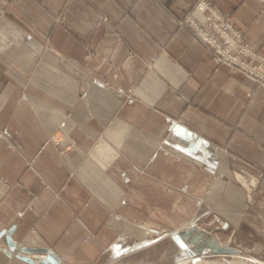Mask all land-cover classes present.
I'll return each mask as SVG.
<instances>
[{
	"label": "crops",
	"instance_id": "1",
	"mask_svg": "<svg viewBox=\"0 0 264 264\" xmlns=\"http://www.w3.org/2000/svg\"><path fill=\"white\" fill-rule=\"evenodd\" d=\"M197 1L0 0V264H28L4 252L11 228L17 246L93 264L199 207L264 248V87L178 27ZM206 1L264 39L263 1ZM52 133L64 152L42 146Z\"/></svg>",
	"mask_w": 264,
	"mask_h": 264
},
{
	"label": "rangeland",
	"instance_id": "2",
	"mask_svg": "<svg viewBox=\"0 0 264 264\" xmlns=\"http://www.w3.org/2000/svg\"><path fill=\"white\" fill-rule=\"evenodd\" d=\"M263 1L264 0H260ZM264 10V9H263ZM107 83V82H106ZM53 137L54 139L51 140L50 138ZM46 144L53 145L59 153L64 152V148L62 147V141L60 138L56 137V134H50L46 140L43 142L42 146ZM31 163V160L28 164ZM234 179H236L244 188L245 194L248 198H250V194L253 187H256V181L252 180L242 172H232L231 174ZM214 176L212 174L211 181L209 188V182H205V188H200L195 190V195H197L201 201L204 200L205 195L210 192V186ZM200 209L195 212V221L192 224L193 227H198L201 229H205L211 231L213 235H215L218 240L227 242L231 246H235L239 249L241 254L247 257H254L258 260L264 261V248H262L259 252L254 248V244L252 242V236L249 232L242 233L238 228H230L227 231L224 230L223 226L225 223L224 217L221 212L218 210H204V208L199 207ZM207 213V219L202 220L203 222L196 221V219L201 220L202 217ZM215 217L220 219V225L217 221H215ZM184 223L180 226L175 227L172 230H166L165 228H161L158 233H154L151 230H144L145 237L141 238L140 240H136L137 243L135 246L125 250H115L111 253H106L101 256L98 262H94L93 264H189L193 263L194 261H184L177 263V260L187 258L189 255L183 251L175 248L174 244L169 238L171 232H176L180 227H183ZM202 226V227H201ZM179 227V228H178ZM204 227V228H203ZM177 228V229H176ZM88 235L83 238V241H87L89 236L94 235V231L90 228L86 229ZM146 232V233H145ZM261 234L264 235V219L261 222L260 227ZM247 233V234H245ZM138 238V236H136ZM172 244L175 249L174 254L167 255L162 259H156V252L162 250L167 247V245ZM21 244H18L20 246ZM235 259L232 255H212L207 256L204 258V262L200 264H214L215 262H223L227 264H237L233 262ZM240 264H255L250 262H242Z\"/></svg>",
	"mask_w": 264,
	"mask_h": 264
},
{
	"label": "built area",
	"instance_id": "3",
	"mask_svg": "<svg viewBox=\"0 0 264 264\" xmlns=\"http://www.w3.org/2000/svg\"><path fill=\"white\" fill-rule=\"evenodd\" d=\"M198 14L202 15V20L196 18ZM105 20V16L100 19ZM177 24L206 47L214 69L226 66L229 71L251 79L257 87H264V39L257 45L244 40L245 30L235 26L228 16L206 0H198L189 12L178 18ZM87 52L93 54L89 48ZM149 64H153V60ZM131 90L127 89L128 94ZM251 93L252 90L246 94ZM215 221L223 225L218 217Z\"/></svg>",
	"mask_w": 264,
	"mask_h": 264
},
{
	"label": "water",
	"instance_id": "4",
	"mask_svg": "<svg viewBox=\"0 0 264 264\" xmlns=\"http://www.w3.org/2000/svg\"><path fill=\"white\" fill-rule=\"evenodd\" d=\"M11 230L12 228L6 232H2L6 234L8 246L4 252L8 256H12V253H14L15 258L28 264H60V257L50 248H31L23 245L17 248L16 243L11 237ZM169 238L174 244L175 248L185 251L191 258L193 257V259L195 258L193 256L194 253L204 254V256H211L215 254L232 253L235 251L234 248L218 244L212 233L196 228H187L179 230L178 232H171ZM174 246L169 244L166 248L157 251L155 254L156 259H162L167 255L174 254ZM28 251H34L36 255L30 257L25 254Z\"/></svg>",
	"mask_w": 264,
	"mask_h": 264
},
{
	"label": "bare ground",
	"instance_id": "5",
	"mask_svg": "<svg viewBox=\"0 0 264 264\" xmlns=\"http://www.w3.org/2000/svg\"><path fill=\"white\" fill-rule=\"evenodd\" d=\"M187 228H196V229L204 230L205 232L212 233L211 231H208V230H205V229H201V228H198V227H193V225L180 227L178 229V231L182 230V229H187ZM178 231H176V232H178ZM213 237H214V239L216 240V242L218 244L226 246V247H231V248L235 249V251L232 252V253H227V254L223 253V254H217V255H232L235 258V259H233V262H235L237 264H240L242 262H247V261L250 262V263H255V264H264V261L258 260V259L254 258V257H247V256L241 254V252L239 251V249L237 247L231 246L227 242H223V241L218 240V238L215 235H213ZM20 246L16 245L17 248L20 247ZM28 252H30V251H28ZM12 255L14 256V253H12ZM30 255H31L30 257H32L33 255H36V253L35 254H30ZM193 256L195 257L194 259H193V257L191 258L189 256L186 259L183 258V259L177 260V263H180V262L182 263L184 261H194L193 263H189V264H200V263L204 262V258L207 257V256H204V254H199V253H194ZM41 257H44V256H41ZM214 264H227V263L215 262Z\"/></svg>",
	"mask_w": 264,
	"mask_h": 264
}]
</instances>
